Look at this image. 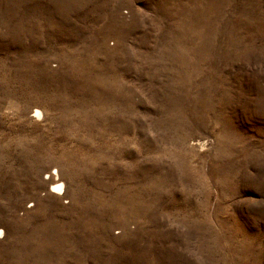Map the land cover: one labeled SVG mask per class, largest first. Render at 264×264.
<instances>
[{"label":"rangeland","instance_id":"1","mask_svg":"<svg viewBox=\"0 0 264 264\" xmlns=\"http://www.w3.org/2000/svg\"><path fill=\"white\" fill-rule=\"evenodd\" d=\"M0 264H264V0H0Z\"/></svg>","mask_w":264,"mask_h":264},{"label":"bare ground","instance_id":"2","mask_svg":"<svg viewBox=\"0 0 264 264\" xmlns=\"http://www.w3.org/2000/svg\"><path fill=\"white\" fill-rule=\"evenodd\" d=\"M35 114L37 116H41V112L39 110H35ZM48 184L53 191L55 190L58 193L62 194L61 191H62L63 183H61L59 178H56V175H53L52 177H50Z\"/></svg>","mask_w":264,"mask_h":264}]
</instances>
